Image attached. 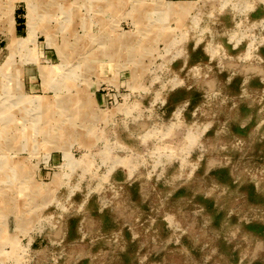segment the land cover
Wrapping results in <instances>:
<instances>
[{
  "label": "rangeland",
  "instance_id": "rangeland-1",
  "mask_svg": "<svg viewBox=\"0 0 264 264\" xmlns=\"http://www.w3.org/2000/svg\"><path fill=\"white\" fill-rule=\"evenodd\" d=\"M0 264H264V0H0Z\"/></svg>",
  "mask_w": 264,
  "mask_h": 264
},
{
  "label": "bare ground",
  "instance_id": "bare-ground-1",
  "mask_svg": "<svg viewBox=\"0 0 264 264\" xmlns=\"http://www.w3.org/2000/svg\"><path fill=\"white\" fill-rule=\"evenodd\" d=\"M174 10H175V9H174ZM28 31H29V35H31V34H32V28L30 27ZM21 42H23V41H20L19 43L21 44ZM9 110H10V109H9ZM7 111H8V110H7ZM5 115H6V114H5ZM14 169H15V168H14ZM18 170H19V169H18ZM12 172H13V171H12Z\"/></svg>",
  "mask_w": 264,
  "mask_h": 264
}]
</instances>
